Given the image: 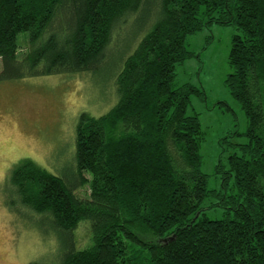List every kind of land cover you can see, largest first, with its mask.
Here are the masks:
<instances>
[{
  "label": "trees",
  "instance_id": "obj_1",
  "mask_svg": "<svg viewBox=\"0 0 264 264\" xmlns=\"http://www.w3.org/2000/svg\"><path fill=\"white\" fill-rule=\"evenodd\" d=\"M143 1L0 0V82L93 71ZM157 4L152 27L121 66L119 101L106 114L79 118L75 172L90 194L78 196L71 180L32 158L19 161L8 180L23 207L49 218L62 242L57 264H264V0ZM214 23L239 30L225 84L248 118V141L233 144L217 167L218 190L209 189L201 168L200 117L188 112L191 97L204 91L175 86L178 66L197 55L187 37ZM210 195L221 202L208 208H228L224 218L207 216ZM82 221L90 223L91 242L77 249Z\"/></svg>",
  "mask_w": 264,
  "mask_h": 264
},
{
  "label": "rangeland",
  "instance_id": "obj_2",
  "mask_svg": "<svg viewBox=\"0 0 264 264\" xmlns=\"http://www.w3.org/2000/svg\"><path fill=\"white\" fill-rule=\"evenodd\" d=\"M157 0H144L137 16L114 32L107 57L98 68L83 74H51L8 79L0 82V264L41 261L57 264L62 242L47 216L34 213L19 202L8 180L11 169L22 159L32 158L43 168L72 181L76 194L87 197L89 185H78L75 146L79 118L83 112L101 116L119 101L117 77L133 45L152 27ZM150 20V21H149ZM236 25L214 23L189 35L187 48L197 55L178 66L175 86L190 82L204 91L191 97L189 114L198 113L205 137L201 146L202 171L209 189H222L223 174L217 167L247 142L248 118L229 92L225 78L231 72L229 54ZM19 35L20 50L28 41ZM135 47V46H134ZM3 60L0 58V71ZM90 178V173L84 174ZM210 195L204 201L207 216L224 218L228 208ZM89 223V222H88ZM82 221L74 232L77 249L91 242L90 223Z\"/></svg>",
  "mask_w": 264,
  "mask_h": 264
}]
</instances>
